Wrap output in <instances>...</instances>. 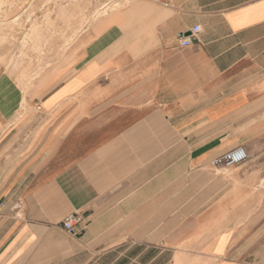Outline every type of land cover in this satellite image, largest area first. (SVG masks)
I'll return each mask as SVG.
<instances>
[{
	"label": "crops",
	"instance_id": "obj_1",
	"mask_svg": "<svg viewBox=\"0 0 264 264\" xmlns=\"http://www.w3.org/2000/svg\"><path fill=\"white\" fill-rule=\"evenodd\" d=\"M27 2L23 29L0 2V264H264V0Z\"/></svg>",
	"mask_w": 264,
	"mask_h": 264
},
{
	"label": "built area",
	"instance_id": "obj_2",
	"mask_svg": "<svg viewBox=\"0 0 264 264\" xmlns=\"http://www.w3.org/2000/svg\"><path fill=\"white\" fill-rule=\"evenodd\" d=\"M200 32V27H195L192 31V35H196ZM179 40L182 46L190 45V38L185 37L183 35L179 36ZM247 159V153L242 148H237L225 154L224 156L217 158L214 160L215 166H223L225 168H232L242 164ZM21 205H18L17 208H20ZM2 205H0V212H1ZM82 217L78 214H72L68 216L64 222L63 227L64 229L71 235L76 234V226L81 223Z\"/></svg>",
	"mask_w": 264,
	"mask_h": 264
},
{
	"label": "rangeland",
	"instance_id": "obj_3",
	"mask_svg": "<svg viewBox=\"0 0 264 264\" xmlns=\"http://www.w3.org/2000/svg\"><path fill=\"white\" fill-rule=\"evenodd\" d=\"M7 0H0V2H5ZM69 2H71L72 4H76L77 0H68ZM60 0H51V3L54 5L52 8V11L54 10V7L57 6V4H59ZM27 0H20V6H19V10H20V16H25L24 17V21L20 22V27L23 29L27 26L26 21L28 20L27 18ZM90 3V2H89ZM99 6L98 8L95 10L94 14H93V18L96 19H100L103 16H106L108 13L113 12V11H119L122 10L124 8V0H98ZM56 14H58V7L55 8ZM53 14H55V12H53ZM6 19V18H5ZM27 60V56L21 54L19 56V61L20 63L26 62Z\"/></svg>",
	"mask_w": 264,
	"mask_h": 264
}]
</instances>
